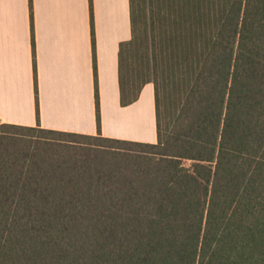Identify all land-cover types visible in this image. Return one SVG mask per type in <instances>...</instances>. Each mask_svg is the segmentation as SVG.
Wrapping results in <instances>:
<instances>
[{"label": "trees", "instance_id": "1", "mask_svg": "<svg viewBox=\"0 0 264 264\" xmlns=\"http://www.w3.org/2000/svg\"><path fill=\"white\" fill-rule=\"evenodd\" d=\"M205 1L190 42L167 46L179 75L166 106L151 78L163 50L125 73L130 0L120 104L153 84L155 143L0 126V264H264V0ZM36 131L139 150L106 169L46 161L16 143Z\"/></svg>", "mask_w": 264, "mask_h": 264}, {"label": "crops", "instance_id": "2", "mask_svg": "<svg viewBox=\"0 0 264 264\" xmlns=\"http://www.w3.org/2000/svg\"><path fill=\"white\" fill-rule=\"evenodd\" d=\"M132 36L130 0H32V34L29 0H0V126L155 143L153 84L120 104L119 47Z\"/></svg>", "mask_w": 264, "mask_h": 264}, {"label": "rangeland", "instance_id": "3", "mask_svg": "<svg viewBox=\"0 0 264 264\" xmlns=\"http://www.w3.org/2000/svg\"><path fill=\"white\" fill-rule=\"evenodd\" d=\"M206 4L205 0H133L134 45L128 47L124 53L125 73L129 76L134 68L142 72L139 58L147 53L151 55L152 47L163 50L165 56H157L155 74L151 78L157 80L159 89L161 88V102L164 101L166 106H171L170 101L174 100L171 81L179 75L175 67L177 58L170 53L167 46L190 42L187 39L188 16L192 12L203 13ZM19 133L16 143L24 151L34 152L46 161L57 158L68 161L69 164L86 163L97 169H106L120 162L125 164L139 150L129 145L104 143L100 139L61 138L37 131ZM65 169L67 168L64 167Z\"/></svg>", "mask_w": 264, "mask_h": 264}]
</instances>
